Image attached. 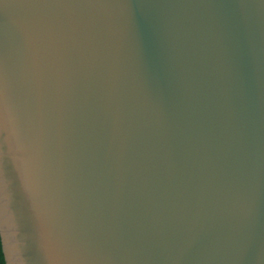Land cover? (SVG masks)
Wrapping results in <instances>:
<instances>
[{"label":"water","instance_id":"95a60500","mask_svg":"<svg viewBox=\"0 0 264 264\" xmlns=\"http://www.w3.org/2000/svg\"><path fill=\"white\" fill-rule=\"evenodd\" d=\"M5 264H264V0H0Z\"/></svg>","mask_w":264,"mask_h":264},{"label":"trees","instance_id":"16d2710c","mask_svg":"<svg viewBox=\"0 0 264 264\" xmlns=\"http://www.w3.org/2000/svg\"><path fill=\"white\" fill-rule=\"evenodd\" d=\"M0 264H5L2 249H1V243H0Z\"/></svg>","mask_w":264,"mask_h":264}]
</instances>
